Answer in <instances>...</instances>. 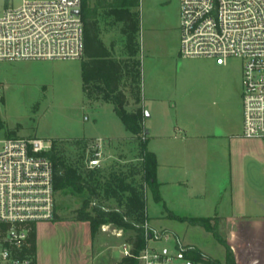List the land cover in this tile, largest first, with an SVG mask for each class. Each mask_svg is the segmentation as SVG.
Returning <instances> with one entry per match:
<instances>
[{"label":"rangeland","instance_id":"1","mask_svg":"<svg viewBox=\"0 0 264 264\" xmlns=\"http://www.w3.org/2000/svg\"><path fill=\"white\" fill-rule=\"evenodd\" d=\"M139 6L146 39L149 42L155 39L158 48L146 52L143 58L141 105L145 106L144 88L148 107L152 106L148 101L152 90L166 92L159 106L164 125L171 127L167 132L172 130L176 119L188 126L192 120L199 125L206 114L218 112L224 106L232 124L230 139L224 141L223 148L218 146L217 155L211 154L213 167L208 172L207 184L204 176L188 188L181 185L167 189L169 211L182 216L210 217L214 214L215 201H223L221 207H226L233 199L247 216L264 217V139L243 137L242 61L231 58L219 66L212 59L182 57L180 0H140ZM82 63V59L0 61V140L8 137L66 140V156L76 158L75 139L92 137L86 158L100 144L105 170L126 169L139 163L138 142L129 136L113 104L89 101L85 97ZM125 92L130 97L128 90ZM130 100L128 109L132 110L134 104ZM200 145L204 149L206 144ZM202 184L205 201L192 199L190 194L200 193ZM84 196L70 190L57 192V208L70 217L81 206ZM105 207H115V203L107 201ZM147 207L155 226L170 228L152 230H166L225 264V247L210 232L167 217L164 205L156 203L150 191H147ZM161 211H165V218L160 217ZM114 227L103 233L106 252L97 264H119L124 256L123 247L131 232L117 237ZM218 229L231 242L237 261L241 255L243 264H248L250 259H262L261 242L250 244L248 235L243 240L241 234L234 233V226H225L222 219ZM99 232H103L101 228Z\"/></svg>","mask_w":264,"mask_h":264},{"label":"built area","instance_id":"2","mask_svg":"<svg viewBox=\"0 0 264 264\" xmlns=\"http://www.w3.org/2000/svg\"><path fill=\"white\" fill-rule=\"evenodd\" d=\"M81 6L82 0H0V61L82 59ZM180 32L182 57L219 66L231 58L242 61L243 137L264 139V0H180ZM52 150V140H0V264H37L31 235L38 223L57 216ZM103 159L97 144L87 167H102ZM145 227L139 264H194L186 255L189 245L166 230H152L149 222ZM123 254L130 255V246Z\"/></svg>","mask_w":264,"mask_h":264},{"label":"trees","instance_id":"3","mask_svg":"<svg viewBox=\"0 0 264 264\" xmlns=\"http://www.w3.org/2000/svg\"><path fill=\"white\" fill-rule=\"evenodd\" d=\"M87 1L82 0L81 17L84 24V60L82 63L83 92L89 101L111 103L114 111L125 128L138 142L139 163L114 170L102 167H87L86 153L91 151V138L75 139L76 158L66 156V140L55 139L50 158L54 162V188L57 192L70 190L85 195L81 206L72 216L64 218L75 221H88L92 235L96 236L101 225L112 224L131 234L126 239L130 246V255H125L119 264H139V253L146 245V222L151 218L147 213V191H150L156 203L163 200L157 181L158 163L156 155L147 148V136L144 131L145 111L142 103V63L139 58L141 45L140 12L131 10L140 5V0H113L110 12L118 21H122L121 35L124 38L123 58H116L107 49L101 38L96 22L87 17ZM128 90L134 108L128 109ZM112 200L115 207L106 208L105 202ZM164 205V204H163ZM165 207V206H164ZM167 217L192 226H201L225 247V264H243L242 255L238 261L229 242L220 234V217L182 216L167 210ZM56 219H61L58 214ZM33 246L30 252L36 253L35 234L31 235ZM187 257L193 263L221 264L199 248L189 245ZM239 262V263H238Z\"/></svg>","mask_w":264,"mask_h":264},{"label":"crops","instance_id":"4","mask_svg":"<svg viewBox=\"0 0 264 264\" xmlns=\"http://www.w3.org/2000/svg\"><path fill=\"white\" fill-rule=\"evenodd\" d=\"M112 2L113 0H88L87 17L90 22L97 23L104 46L112 51L116 58H123L124 38L120 32L123 22L118 21L115 15L110 12ZM131 10H138L141 13L140 6ZM140 19L139 41L141 50L139 58L143 66L145 53L151 52V50L158 51V48H156L155 39L151 38L150 42L146 39L142 30L141 14ZM152 31L151 29L149 32L152 33ZM158 44L157 41V46ZM144 89L143 98L145 99L144 107L146 110L144 131L148 140L147 148L156 155L158 163L157 181L160 194L165 210H171L168 206L166 190L181 185L188 188L193 182L203 179L204 176V184H207L208 172L213 167L211 154L217 155L218 146L220 145L223 148L224 141L230 139L232 124L228 116V109L224 106L218 112L214 111L206 114L201 121L202 124L199 125L192 120L188 126L176 119L172 130L167 132L170 126L166 127L164 125L161 107L159 106L166 92L164 94L163 90H152L148 98L152 106L148 107ZM129 101L131 102L130 97ZM148 120H151L150 123ZM198 130H202V132ZM202 142L206 144L204 149L200 145ZM204 184L200 185L203 193H191L192 199L205 201ZM222 202L220 200L212 204L214 212L212 216L220 217L225 226H234V233L241 234L243 240L248 235L250 244L261 242L262 244H259V246L261 245L264 251V217L247 216L242 209L236 207L233 199L229 201V205H226V207H221ZM164 212L161 211V218L166 217ZM147 213L150 217L148 207ZM57 214L61 219L43 221L36 226L37 264H97L98 259H101L104 252H106L104 232H98L96 236H93L88 221L64 219L67 218V215L59 211L58 208ZM149 226L152 229L169 228L164 225L157 227L154 225L153 220L149 221ZM249 264H264V253L260 261L250 259Z\"/></svg>","mask_w":264,"mask_h":264}]
</instances>
